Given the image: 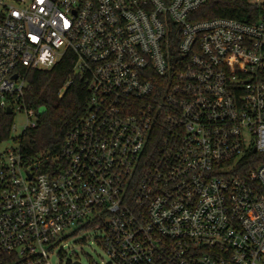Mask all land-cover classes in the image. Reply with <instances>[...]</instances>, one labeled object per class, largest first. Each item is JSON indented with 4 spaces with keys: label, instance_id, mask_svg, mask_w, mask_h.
<instances>
[{
    "label": "built area",
    "instance_id": "obj_1",
    "mask_svg": "<svg viewBox=\"0 0 264 264\" xmlns=\"http://www.w3.org/2000/svg\"><path fill=\"white\" fill-rule=\"evenodd\" d=\"M208 1L0 0V264L81 231L114 264H264V163L234 174L264 155V0L253 24L191 20ZM68 52L88 109L48 172L20 145L27 74Z\"/></svg>",
    "mask_w": 264,
    "mask_h": 264
},
{
    "label": "trees",
    "instance_id": "obj_2",
    "mask_svg": "<svg viewBox=\"0 0 264 264\" xmlns=\"http://www.w3.org/2000/svg\"><path fill=\"white\" fill-rule=\"evenodd\" d=\"M261 11L251 0H209L191 20L227 18L253 24ZM75 63V55L68 52L52 69L30 70L27 74L29 87L23 101L28 110L36 113L37 123L24 132L20 145L26 159L38 164L43 171L57 170L66 136L87 113L88 84L85 76L73 74ZM11 118L0 112V144L9 138ZM263 163L264 155L250 152L239 162L234 174L246 179L250 171Z\"/></svg>",
    "mask_w": 264,
    "mask_h": 264
},
{
    "label": "rangeland",
    "instance_id": "obj_3",
    "mask_svg": "<svg viewBox=\"0 0 264 264\" xmlns=\"http://www.w3.org/2000/svg\"><path fill=\"white\" fill-rule=\"evenodd\" d=\"M28 123L26 114H16L13 123L16 131L12 132L6 146L14 145L13 139L23 134ZM101 237L96 231H81L69 237L51 255V264H67L69 261H78L79 264H114L101 243Z\"/></svg>",
    "mask_w": 264,
    "mask_h": 264
},
{
    "label": "water",
    "instance_id": "obj_4",
    "mask_svg": "<svg viewBox=\"0 0 264 264\" xmlns=\"http://www.w3.org/2000/svg\"><path fill=\"white\" fill-rule=\"evenodd\" d=\"M15 78H17V76H15ZM7 114H9V115L12 114V110H11V109H8V110H7ZM255 152H256V151H255ZM75 264H79V263H75Z\"/></svg>",
    "mask_w": 264,
    "mask_h": 264
}]
</instances>
